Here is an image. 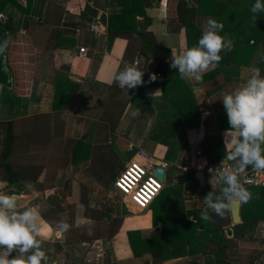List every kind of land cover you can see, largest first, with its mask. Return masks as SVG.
Here are the masks:
<instances>
[{
	"label": "crops",
	"instance_id": "0c3cea01",
	"mask_svg": "<svg viewBox=\"0 0 264 264\" xmlns=\"http://www.w3.org/2000/svg\"><path fill=\"white\" fill-rule=\"evenodd\" d=\"M184 1L190 7H197L194 0ZM237 3H228L226 13L220 18H200L202 32L209 18L222 23L224 27L219 35L231 39L234 46L232 51L220 53L222 60L203 75L202 81L184 79L196 96L202 119L200 128L189 130L186 139H183L178 112L164 98L163 89L168 80L159 76L157 64L144 51L138 34L110 32L112 16H120L126 6L137 7L141 10L136 17L138 29L151 37L160 57L170 67L172 58L190 48L186 29L181 24L169 27L166 0H143L142 7L136 0H92L89 3L13 0L0 14V48L2 39L10 36L4 55L11 75V86H0V160L10 157L15 166L43 167L37 180L13 184L0 176V192L16 197L17 211L37 208L42 218L41 228L47 233L38 239L50 258L49 264H155L151 253L134 254L129 233L140 231L146 237H153L157 230L161 232L163 223L154 224V210L158 215H169L167 223L191 221L189 218L194 216L190 217L188 212L202 211L203 199L211 191L220 193V186L211 180L209 172L217 163L208 162L201 144L206 138L221 137L225 147L224 133L229 130V123L221 93L243 87L253 69L258 68L264 77V62L260 60V54L264 53V13H260L254 23L250 9L255 0ZM238 9L237 16L233 17ZM8 25L25 35L13 55L29 67L18 69V78L10 67L9 52L14 40L12 33L6 30ZM81 49H86V55L80 53ZM32 53L34 59L26 58ZM133 63L144 71L145 84L130 90L127 96L118 86H113V74L125 64ZM173 71L172 78L179 75L178 70ZM151 74H156L158 79L149 83ZM57 82L79 86L76 93L75 89L68 91L64 87L67 97L59 107H56ZM157 90L161 93L153 97ZM132 93L135 94L132 96ZM133 112L139 114L133 116ZM92 113L103 115L91 118ZM99 125L108 129V142H103L106 140L99 135ZM171 141L177 145L167 158L169 147L166 144ZM106 144L113 146L124 169L138 153H144L154 164L164 168L163 192L149 208L131 204L127 215L118 216V208L107 211L105 203L98 200L102 191L108 189L94 177L102 172L104 165L92 152L95 145ZM4 151L7 154L4 155ZM116 162L115 157L105 161L111 165ZM189 172L195 173L201 195L189 189ZM74 206H77L76 211L72 213ZM228 212L231 215V209ZM86 219L94 223L89 224ZM60 222L68 223L70 228L58 234ZM235 226L231 223L224 228L228 233L223 234L229 240L226 260L229 264H248L251 257L246 249L250 243L263 241L264 221L243 239L236 238ZM204 228H210L207 221L201 227ZM202 239L208 240L205 244L210 245L207 252L167 253L161 257L160 264L215 261L214 236L208 233ZM260 253H257L259 257ZM15 255L13 252L9 258ZM255 263L264 264L258 258Z\"/></svg>",
	"mask_w": 264,
	"mask_h": 264
},
{
	"label": "trees",
	"instance_id": "16d2710c",
	"mask_svg": "<svg viewBox=\"0 0 264 264\" xmlns=\"http://www.w3.org/2000/svg\"><path fill=\"white\" fill-rule=\"evenodd\" d=\"M197 3V7H190L184 0H166L167 7V22L170 28L175 24H181L187 32V41L188 47L192 48L195 44H198L199 39L201 38L203 32L199 28L200 18L202 17H213L220 18L226 13L228 3L234 2L238 4L239 0H227L223 2L220 0H194ZM13 2V0H0V14L6 8V6ZM139 7H142L143 0H136ZM238 8V6H237ZM137 7L133 8H124V11L120 16H112L110 18V32L114 34H131L136 32L144 45V51L154 60L157 64L158 72L168 80V84L164 86V98L168 100L169 104L176 109L179 114V123L183 131V139L187 138L188 132L191 129L198 130L201 126L202 119L201 113L198 106L196 96L194 95L192 89L188 83L182 79L179 75L175 76L173 69L168 67L163 59L160 57L158 51L156 50L154 43L151 37L138 29V24L136 22V17L140 13ZM239 12V9L236 10V13L233 14V17H236ZM1 27V24H0ZM7 31H10L13 35L14 44L9 52V61L10 67L14 72V76L18 78L20 76L18 69L27 70L29 67L27 64L21 63V59L13 54H16L19 49H15L17 44H20L25 35L17 33L13 27L7 26ZM26 58L34 59V53L29 54ZM25 58V59H26ZM30 59V60H31ZM26 61V60H24ZM22 61V62H24ZM122 69H119V71ZM118 71V72H119ZM238 73V69L235 70ZM32 76V74H28ZM113 86H117L116 83ZM64 87L70 91V89L79 90V86L74 83H65L62 84L57 82V93H56V107H59L61 102L66 99L64 92ZM135 93H132V96ZM131 100V97L129 98ZM102 114L92 113L91 118H100ZM105 115V114H104ZM120 117V115H119ZM118 117V118H119ZM118 120V119H117ZM115 121L111 127L113 130L118 121ZM104 126L99 125L100 131L99 135L103 137V142H108V129ZM114 141V137H112ZM221 137L216 138H206L202 142L203 154L208 158L210 164L219 163L225 156V147L223 146ZM97 143H102L97 141ZM169 147L167 158L172 156L173 147L176 149V143L174 141L168 142L166 144ZM264 147V145H262ZM93 157H98L103 163V170L100 174L95 175V179L103 186L109 188L112 183L115 182L116 178L119 176L120 172L124 169V164L122 165L119 161L118 156L113 150L112 145H95L93 149ZM7 152L4 151V155ZM110 157H115L117 161L115 165L106 164L105 161ZM10 157H2L0 160V176L3 181H7L13 184L18 182L31 179L37 180L41 173L43 172V167L38 165H31L21 167L19 165H13L10 160ZM251 169V168H249ZM75 184V183H74ZM187 185L190 186L195 194L201 195L202 191L199 186L198 180L195 177L194 172H189L187 177ZM253 196L248 203L242 204V219L243 222L235 226L236 238L245 237L249 233H254L261 221H264V185L262 186H253L248 187ZM163 192V191H162ZM76 207L71 208L72 213L76 211ZM203 211V210H202ZM202 211H190L187 214L191 217L196 218V223H193L189 220L183 221L180 223H167L168 216L158 215L154 210V224L157 226L158 222L163 223V229L160 231L157 230L153 237H146L140 231H134L129 233L130 243L134 254L141 255L144 253H151L154 257V263L160 264L161 257L167 253H173L178 251L190 250L191 252L196 250H202L207 252L206 249H210V245H206L205 242L208 240H203L208 233L214 236V242L217 250H213L215 261H210L207 264H229L226 260V252L228 250L229 240L224 234H221L217 229H215L210 220L201 219ZM83 213V210H82ZM205 221L210 225L209 229H201L202 226H205ZM118 225L119 220L116 221ZM91 235H93L91 233ZM202 237V238H201ZM210 241V240H209ZM250 246L247 247V254L251 257L248 261V264H259L255 263L257 258L263 260L264 255V239L258 244L250 243ZM258 251H261V256L257 255ZM256 259H254V256ZM184 264V263H183Z\"/></svg>",
	"mask_w": 264,
	"mask_h": 264
},
{
	"label": "clouds",
	"instance_id": "9594fccd",
	"mask_svg": "<svg viewBox=\"0 0 264 264\" xmlns=\"http://www.w3.org/2000/svg\"><path fill=\"white\" fill-rule=\"evenodd\" d=\"M250 11L256 23L258 15L264 13V0H255ZM223 27L222 23L209 18L198 45L172 58L170 67L178 70L182 79L202 81L203 75L215 69L222 60L220 53L233 49V41L219 35ZM260 60L264 62V53L260 54ZM143 76L144 71L134 63L125 64L122 70L113 74V82L129 96L130 90L145 84ZM157 79L156 74H151L148 82ZM160 93L157 90L152 95L155 97ZM221 97L229 123V130L224 133L225 156L219 167L209 169L211 180L220 186V193L217 195L211 191L203 199V220H212L213 213L224 218L234 203H248L253 194L240 177L249 168L253 172H264V77H261L260 70L253 69L243 87L231 93L222 92ZM138 114L132 113L133 116ZM225 159L232 162L230 166L222 167ZM86 222L94 223L89 219ZM41 223L42 218L36 207L17 211L16 197L0 192V249L3 250L0 251V264H49L50 258L38 239L47 235ZM69 228L68 223L60 222L58 234ZM13 252L16 255L10 259Z\"/></svg>",
	"mask_w": 264,
	"mask_h": 264
},
{
	"label": "built area",
	"instance_id": "2783aa9c",
	"mask_svg": "<svg viewBox=\"0 0 264 264\" xmlns=\"http://www.w3.org/2000/svg\"><path fill=\"white\" fill-rule=\"evenodd\" d=\"M81 1L89 3L92 0ZM80 53L86 55V49H81ZM159 76H161L160 73ZM1 110L0 103V113ZM222 161L223 159L215 164L213 169L219 167ZM231 163L225 159L222 167H228ZM158 168L163 167L154 164L144 153H138L136 158L117 177L114 186L128 202L139 207L149 208L162 191V182L155 175ZM240 179L246 188L262 186L264 185V172H253L248 169ZM191 221L196 222V219L192 217Z\"/></svg>",
	"mask_w": 264,
	"mask_h": 264
},
{
	"label": "water",
	"instance_id": "95a60500",
	"mask_svg": "<svg viewBox=\"0 0 264 264\" xmlns=\"http://www.w3.org/2000/svg\"><path fill=\"white\" fill-rule=\"evenodd\" d=\"M3 47L0 48V86L1 84L10 87L11 86V75H10V69L7 64V57L4 55V53L7 51L9 42H10V36H5L3 39ZM156 177L163 182L165 179V170L164 168H158L156 173ZM242 204L240 202H236L231 207V215L229 212H227V216L224 218H220L216 216L214 213L212 215L211 223L215 229H218L221 234L228 233V230H224L225 227L230 225L231 223L233 225H238L242 223Z\"/></svg>",
	"mask_w": 264,
	"mask_h": 264
},
{
	"label": "rangeland",
	"instance_id": "374dc122",
	"mask_svg": "<svg viewBox=\"0 0 264 264\" xmlns=\"http://www.w3.org/2000/svg\"><path fill=\"white\" fill-rule=\"evenodd\" d=\"M229 13L232 14L231 12H229ZM253 34H254V36H256L257 32L255 31ZM134 158H136V157H134ZM107 189H108L107 192H104V190L102 191V194H100V197L98 198V200L101 203H105L104 205H105V207H107L106 208L107 211L113 212V210H115V208H118L117 209V215L118 216L127 215L128 214V208L127 207L130 206L129 208H131V204H133V203H130L127 200H125L123 195L115 188L113 183ZM68 211H70V210H68ZM60 212H62V211H60Z\"/></svg>",
	"mask_w": 264,
	"mask_h": 264
}]
</instances>
